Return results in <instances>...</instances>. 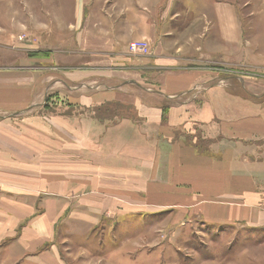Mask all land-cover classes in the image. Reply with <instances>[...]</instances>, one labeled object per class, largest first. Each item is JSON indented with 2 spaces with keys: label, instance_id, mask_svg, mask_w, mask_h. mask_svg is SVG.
<instances>
[{
  "label": "rangeland",
  "instance_id": "obj_1",
  "mask_svg": "<svg viewBox=\"0 0 264 264\" xmlns=\"http://www.w3.org/2000/svg\"><path fill=\"white\" fill-rule=\"evenodd\" d=\"M7 1L0 0V69L55 65V45L42 52L43 31L14 28L1 12ZM239 1L242 40L255 47L202 78L223 87L219 98L236 101L235 111L222 109V122L144 126L117 98L90 106L85 89L56 82L85 81L87 73L53 67L36 85L24 79L36 93L50 91L45 102L42 90L41 107L0 123V198L86 199V218L68 226L67 213L57 229L67 264H264V0ZM84 222L95 223L88 238Z\"/></svg>",
  "mask_w": 264,
  "mask_h": 264
},
{
  "label": "crops",
  "instance_id": "obj_2",
  "mask_svg": "<svg viewBox=\"0 0 264 264\" xmlns=\"http://www.w3.org/2000/svg\"><path fill=\"white\" fill-rule=\"evenodd\" d=\"M11 1L15 0L7 1L1 12L14 28L43 31L39 50L48 52L47 46L55 45L51 55L55 65L37 67L30 61L24 67L0 69V103L7 107L0 104V114H6L0 116V123L22 118L44 105L40 97L43 94L46 102L50 88L41 87L36 93L31 85H36V78L45 80L53 67L65 74L87 73L82 76L85 81L72 82L61 75L56 82L70 92L85 89L90 106L117 98L130 107L132 119H140L144 126L164 124L180 130L198 123H219L223 108L234 106L231 112L237 108L236 101L219 98L222 86L209 87V81L202 78L212 76L208 74L212 68L207 67L237 65L239 52L255 47L242 40L239 0H26L24 8H10ZM257 29L261 28L257 25ZM261 39L263 34L258 44ZM138 40L150 42L148 55L130 53L129 44ZM30 76L35 78L33 84L24 80ZM229 114L225 112L226 118ZM128 119L122 121L129 123ZM123 184L127 183L120 181L116 189L121 191ZM76 187L71 185V189ZM83 200L78 192L75 198L60 193L53 198L15 193L1 197L0 264H67L57 229L67 213L68 226L81 222L78 216L86 218L88 210L79 205ZM83 224L88 238L94 234L95 223L92 227Z\"/></svg>",
  "mask_w": 264,
  "mask_h": 264
},
{
  "label": "built area",
  "instance_id": "obj_3",
  "mask_svg": "<svg viewBox=\"0 0 264 264\" xmlns=\"http://www.w3.org/2000/svg\"><path fill=\"white\" fill-rule=\"evenodd\" d=\"M129 51L134 55H147L150 53V42L147 40L133 41L129 44Z\"/></svg>",
  "mask_w": 264,
  "mask_h": 264
}]
</instances>
